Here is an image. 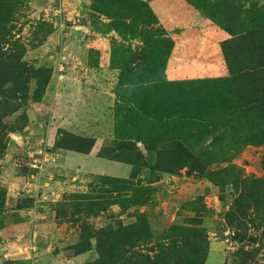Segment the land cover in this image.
Segmentation results:
<instances>
[{"label":"rangeland","instance_id":"1","mask_svg":"<svg viewBox=\"0 0 264 264\" xmlns=\"http://www.w3.org/2000/svg\"><path fill=\"white\" fill-rule=\"evenodd\" d=\"M140 1L148 3L158 22L154 25L145 23L149 17L139 9L126 20L134 28L125 31L120 17H124L131 7L121 8L114 0H92L89 15L93 12L101 22H111L122 29V34L116 29L110 31L111 60L106 70L98 65L100 61L105 63L98 51L90 48L86 52L75 37L64 38L61 29L65 31L68 25L65 10L55 17L54 12L45 11L43 0H25L10 22L11 39L26 47L23 60L36 68H47L50 73L42 100L55 74L54 90L58 89V93L57 102L53 104L58 119H48L52 128L39 129L41 120L30 119V103L36 102L31 98L10 119L16 126L15 131L7 130L6 145L0 152V196L5 193L0 198V209L4 204L3 211H0V264H138L143 256L157 260L163 243L171 245L174 241L179 246L188 242L190 249L196 247L198 253L194 258L199 264H264L263 199L243 208L237 203L242 179L264 181V144H248L239 150H229L205 172L184 167L175 174L162 173L153 178L149 170L143 168L133 176L132 163L114 158L118 152L115 151L116 142L120 141L118 129H123L122 118L117 116L116 109L118 102L123 106L127 104L117 93L121 73L118 67L126 65L135 56L132 51L137 53L135 59L141 67L148 68L147 63L142 65L144 58L140 56L144 47L150 51L152 44L150 41L146 45V39L165 40L167 46L162 51L163 58L171 48L165 68L168 80L232 76L225 53L231 38L216 21L188 0ZM242 1L244 8L253 4L264 7V0H237ZM129 4L135 6L137 0H129ZM55 29H59L60 49L57 52L58 47L51 48L53 56L50 61L41 47ZM162 29L169 33L152 34ZM40 61L44 64L39 66ZM59 73L68 76L59 79ZM86 79L91 89L84 97ZM115 79L118 80L117 101L113 110L109 91L113 89ZM30 87L33 95L37 81L32 80ZM25 114L27 121L20 117ZM66 133L88 142L77 145L73 138H67ZM13 136L18 137L17 141ZM135 144L143 155L149 156L144 143ZM78 147L90 150L83 152L75 149ZM65 153L69 154L67 164L62 162ZM84 154L90 155L91 159L87 161L89 170L84 175L88 179H82L83 187L79 190L67 187L69 191L60 197L46 191L44 179H55L57 185L60 182L58 188L61 190L62 185L65 186L62 183L65 173L72 170L68 177L73 178V174L81 172L84 160L83 163L79 161V168L74 163L77 158H84ZM40 158L44 160V168L39 194L35 196V191H29L21 181L14 182L13 178L21 175L30 178L33 171L29 172V163ZM64 166V171H56ZM217 171L223 172L212 175ZM99 176L129 179L133 184H128L125 189L120 183L119 188L111 190L113 185ZM18 186L21 188L17 189ZM141 187L145 189L144 200L133 204L135 188ZM76 194L86 197L77 198ZM114 198L124 199V204L112 203ZM134 225L142 233L133 232L130 227ZM176 225L180 227L175 230ZM195 227L204 234L203 241L191 235ZM121 228L129 229L125 233L128 236L117 240L114 232ZM96 232L102 235L101 240L95 237ZM133 234L135 245L123 244ZM87 239L91 244L89 250L76 253L75 246L82 245ZM113 243L121 248L114 252L103 249L106 255L101 256L100 250ZM201 252H206L204 259H201Z\"/></svg>","mask_w":264,"mask_h":264},{"label":"trees","instance_id":"2","mask_svg":"<svg viewBox=\"0 0 264 264\" xmlns=\"http://www.w3.org/2000/svg\"><path fill=\"white\" fill-rule=\"evenodd\" d=\"M24 1L0 0V152L6 145L4 139L7 130L15 131L16 126L10 120L12 116L25 107L29 98L34 101L42 100L50 79L47 68H36L23 60L26 47L11 39L10 22ZM188 1L229 33L231 40L225 48V53L228 55L229 74L232 76L168 80L165 68L171 48L163 58L162 51L167 46L163 38L146 39V45L151 41L150 48L153 50L149 48L148 52L147 47H144L140 56L147 60L143 59L142 65L147 63L148 68L141 67L135 59L137 53L131 51L135 56L126 65L118 67L121 73L117 93L127 104L123 106L118 102L116 109L117 116L122 118L120 123L123 129H118L117 137L120 141L116 142L115 151L118 152L114 158L132 163L133 176L142 168L149 170L151 178L162 173L175 174L184 167L205 172L209 165L229 150H239L248 144H264V7H256L257 5L253 4L244 8V1L239 3L237 0ZM114 2L121 5V8L126 5L131 7L124 17H120L123 20L121 27H125V31L134 28L126 20L139 9H143L149 17L145 23L154 25L158 22L156 14L147 2L137 0L135 6L129 4V0ZM113 9H116V6H113ZM121 27L106 22L97 28L102 33L116 29L122 34ZM157 33L169 32L165 29L152 32L153 35ZM125 34L124 32L123 35ZM32 80L37 81L33 95L30 87ZM20 117L26 121L28 119L26 114ZM66 135L67 138H73L77 145L88 142L80 136L69 133ZM137 142L145 144L148 157L136 148ZM75 149L83 152L90 150L79 147ZM219 172L221 174L223 171L213 172L212 175ZM99 178L112 184L111 190L119 188L117 185L120 183L124 184L122 187L125 189L128 184H133L129 179L108 176ZM241 186L242 191L237 198L239 207L260 203L258 199L261 198L264 202V181L244 178L241 180ZM135 189L133 204L144 200L145 193L143 187ZM4 194L3 192L1 195ZM2 196L0 198H3ZM75 197L86 196L76 194ZM111 201L124 204V199L114 198ZM3 205L2 203L0 211H3ZM179 227L176 225L175 230ZM196 227L191 235L203 241L204 234ZM130 228L133 232H141L137 225ZM128 230L121 228L114 232L117 235L115 238H126L128 235L125 233H128ZM95 237L99 240L103 238L99 232H96ZM88 240L78 247L75 246V252L89 250L91 244ZM135 243L133 234L123 244L133 246ZM177 244L176 241L171 245L163 243L161 255L157 260L143 256L138 264H199V260L194 258L198 253L196 247L190 249L188 242L180 246ZM120 248L113 243L110 247H103L100 255H106L103 249L114 252ZM205 255L206 252H203L201 259H204ZM180 256L182 258L178 259Z\"/></svg>","mask_w":264,"mask_h":264},{"label":"crops","instance_id":"3","mask_svg":"<svg viewBox=\"0 0 264 264\" xmlns=\"http://www.w3.org/2000/svg\"><path fill=\"white\" fill-rule=\"evenodd\" d=\"M58 1L59 0H43V2L46 3L45 8H44L45 11L50 10V11L54 12L53 15L55 16L61 10L62 11L65 10V15H66L68 25H67V28L65 29V31L62 30L63 28L61 29L62 33L64 32V38L71 39V38L75 37L77 39L78 43L84 45L86 52L90 48H93L96 51H98L101 55V59L103 58L102 60L105 61V63L100 61L98 65L100 68H103L104 70H106L108 63L111 60V51H110L111 43H110V38H109L111 33L110 32L109 33H102L98 28L101 27L103 25V23H105V22H101V18L99 16H96L93 12H91L90 15L88 14V11H91L90 5L92 3V0H60L59 2L61 3V7H62V8L60 7L61 9L57 5ZM93 14L95 16H93ZM96 21H100V22H96ZM56 22H57V20H56ZM56 22H54V24H53L55 28L57 27ZM57 31H59V29H57V30L55 29L54 32L49 33L48 36L46 37V41L43 43L44 45L41 47L43 53L46 55V58L48 60L50 59V61H52L51 57L53 56L51 54V51H50L51 48L52 49L54 48L53 50H55V48L58 47V48H56L57 52L60 49V46H58L59 40H57V39H58L59 35H58ZM61 50H63V48ZM47 54H48V56H47ZM87 55H88V53H87ZM43 64L44 63H42L41 61L38 62L39 66L43 65ZM115 69L116 68L113 67V70H115ZM54 75L51 79L50 84L48 85V92H47L46 96L44 97V99L42 101H36L34 103H30V108L28 110L30 113L29 115H31V117H30L31 120H34V121L35 120H41V122H39V125H40L39 129L45 130L47 127L52 128V126L48 125V122H49L48 119L51 118L54 121H57V119H58V118H56L57 114L54 111V104H53V103L57 102L56 101V94L58 93V89L54 90V88H55L54 87L55 82L53 83V81L55 80ZM67 76L68 75H66V74H61V73L58 74L59 79H63L64 77H67ZM117 84H118V80L115 79V83L113 86L114 90L110 89V91H109L110 99L113 101L111 103V105H113L112 106L113 110H114V107H116L115 105H116V101H117L116 96H115ZM56 85L60 86V84H58V83H56ZM84 86L85 87L83 88V90H84L83 96L85 97V93L88 94L90 89H91L87 79L85 80ZM87 100H88V98H87ZM13 137L17 141L18 137L17 136H13ZM67 155H69V154L65 153L62 157L63 158L62 162H65L66 164L68 163L67 162V157H68ZM6 156H8V155H6ZM83 157L84 158H82V157L77 158V160L74 163L77 166V168H79V163H81L79 161H82V163H83V160H84L85 164L82 167L83 169L82 170L80 169L81 172L78 171L76 173L77 175L73 174V178L68 177L69 175H71L72 170H70V171L67 170L68 174L65 173V178L63 180L61 179L63 181L62 183L65 185V186L62 185L61 190L58 188V185H61L60 182H58V185H57V181H54L55 179H50V177H49V179H47V178L44 179V181L46 182V184L44 185V188L46 189V191H51L50 194L53 193L52 194L53 196L60 197L63 193H65V191H69L68 188L73 189V190H75V189L79 190L78 188L83 187L82 179L87 178V175H84V173H85V171L89 170V167H87V164H88L87 161H88V159H91V158H89L90 155H88V154H84ZM74 159H76V158L74 157ZM64 169H66L65 166L62 169L58 167L56 169V171L57 170L64 171ZM29 170H30L29 172L32 171L30 168H29ZM48 173H49V171H48ZM29 174H31V173H29ZM52 176H54V175H52ZM28 177H29V175H26V176L21 175L20 177L16 176L13 178V181L14 182L15 181H18V182L21 181L20 183H23V186H24V183L26 182V180L30 179ZM73 182H74V184H73ZM53 187L57 190H55ZM19 188H21V187L18 186L17 189H19Z\"/></svg>","mask_w":264,"mask_h":264},{"label":"built area","instance_id":"4","mask_svg":"<svg viewBox=\"0 0 264 264\" xmlns=\"http://www.w3.org/2000/svg\"><path fill=\"white\" fill-rule=\"evenodd\" d=\"M29 168L33 171L30 176V179L26 180L24 188H28L29 191H35V196H38L39 182L41 172L44 168V160L43 159H35L33 162L29 163Z\"/></svg>","mask_w":264,"mask_h":264}]
</instances>
